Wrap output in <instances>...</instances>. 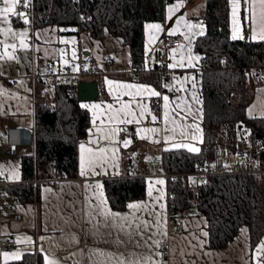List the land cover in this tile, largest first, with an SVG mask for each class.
I'll list each match as a JSON object with an SVG mask.
<instances>
[{
    "label": "crops",
    "instance_id": "0c3cea01",
    "mask_svg": "<svg viewBox=\"0 0 264 264\" xmlns=\"http://www.w3.org/2000/svg\"><path fill=\"white\" fill-rule=\"evenodd\" d=\"M32 2V0H31ZM177 3V0H170L163 4L162 18L149 20L144 23V66L151 65L158 54L160 43L167 38H179L181 42L177 46L168 43L167 63H175L181 56L187 57L189 51L192 56H200L194 49V41L199 36L196 34L199 29H188L185 21L192 24H201L205 31V22L202 18L205 0H185L184 6L175 11L172 18H168V9ZM228 23L229 35L232 36V8L228 0ZM2 6V3L0 4ZM248 4L241 0L238 8V20L241 28L239 35L245 40H264V6L258 0H253L252 7L256 14V21L250 24L245 17ZM17 12H24L29 23L25 24L18 16H10L9 23L0 27L11 28L16 32L27 30V49L19 47V39H13L0 34V40L6 43H16L14 51L15 59L0 60V134H3V141L10 132L14 141L18 143L19 149L15 155L0 153V170L4 172L5 184H17L23 182L21 169V158L23 154L34 153V143L28 142V131L34 127V107L36 96H45L51 90H45L40 82L34 84L32 89L29 83V75L33 70L43 72L45 65L52 63L55 68L68 63L84 61L87 64L99 67L104 73L99 76H86L83 81L96 80L99 87V96L87 103L100 104V109H88L90 113V126L92 128L93 111L97 115V123L100 118H105L107 105L118 108L120 102L132 100L133 97L122 94L127 90H117L113 87L110 94L109 86L105 78L111 81H118L128 84L148 85L167 95L170 100V109L175 108L172 116L175 118V125H165L163 120V100L158 97H144V102L151 109V115L158 119L153 121L151 116L141 119L139 124H118L114 127L124 129L119 131L114 140L101 141L99 145L90 144V134L82 138L78 143V174L74 178H64L59 186H54L46 181L51 178L55 170L51 165H42L38 177L32 179L34 185L39 184L40 202H17L10 198L9 204L1 202L3 197L0 193V261H5L3 253H18L20 257L26 252H39L49 260H55L58 264H117V261H136L137 264H264V249L260 245L264 242V234L254 245L250 242L249 227L241 225L237 235L228 242L225 247L212 248L208 241L207 218L198 213H189L182 217L172 218L168 204V179L161 170L155 171L150 166L153 157H162V152L171 149L172 143H191L201 148L202 142L184 140L181 136L182 126L198 124L202 129L203 140V95L200 85V72L196 68L184 67L175 68L171 75L159 77L154 72H144L134 78L125 76V72L132 67L129 47L123 44L121 38L108 32L101 39L92 37L89 32L79 30L74 25L48 24L34 26L32 21L31 4L29 7H17ZM184 17V20H180ZM148 24H160L162 31L146 28ZM170 30H176L175 35H169ZM185 36L188 39H185ZM255 37V38H253ZM240 39V38H238ZM184 45L183 48L180 46ZM172 49H178L173 53ZM4 49L0 46V52ZM8 51H13L11 48ZM75 52V58H73ZM172 57H175L173 59ZM187 64V60L184 61ZM67 63V64H68ZM173 77L176 79L174 80ZM195 78V86L193 79ZM255 79L251 83H255ZM165 84L174 86L171 90L164 87ZM178 94L173 90L181 89ZM251 99L246 108L248 117H264V81L257 83L251 89ZM193 93L199 96L201 104L193 100ZM120 96V101L116 97ZM180 97V100L176 98ZM136 99H140L136 97ZM187 101L191 105L193 113L197 109L202 111L195 117L187 115L182 108H176V104ZM156 106V109H155ZM135 107V105H134ZM139 110L137 109V112ZM186 117V118H185ZM167 127L168 131H165ZM175 127V133L171 129ZM156 128L158 133H141L146 139H140L137 135L138 129ZM189 135L191 129H185ZM95 132V129H93ZM166 136H173L174 139L166 141ZM131 140L123 155V141ZM153 141H159L155 143ZM85 145V156L89 147H105L111 150L118 149L113 158L111 152L103 163V167L97 165L93 175L90 171L87 176H81L80 171V144ZM134 145V146H133ZM135 145L137 147H135ZM131 148V150L129 149ZM129 149V150H128ZM186 149V148H185ZM134 162L136 168L134 175L145 178L146 193L143 198L135 199L127 203L143 202L144 208L140 210L112 209L109 206L105 195L103 179L106 177L125 176L131 174L130 163ZM13 173L19 179L8 177ZM163 180V185H155L159 191H154L153 196L147 195L149 182ZM100 185L99 189L89 186ZM103 193L107 202V208L113 213H119L127 219H109L106 226L103 218L98 215L97 205L100 201L97 194ZM123 226V230H121ZM244 230V231H242ZM43 237V239H41ZM29 238L30 241L29 242ZM122 241L118 243L117 241ZM162 243L164 245H162ZM43 248V252L41 249ZM99 253H103L101 256ZM111 254V255H109Z\"/></svg>",
    "mask_w": 264,
    "mask_h": 264
},
{
    "label": "trees",
    "instance_id": "16d2710c",
    "mask_svg": "<svg viewBox=\"0 0 264 264\" xmlns=\"http://www.w3.org/2000/svg\"><path fill=\"white\" fill-rule=\"evenodd\" d=\"M170 0H32L34 26L74 25L97 39L106 32L121 38L131 54L133 67L144 66V23L161 19L163 4ZM228 0H205L202 18L204 35L194 41L200 54V85L203 95V140L200 151L171 148L162 152V170L190 173L195 162L221 146L226 154L239 149L244 154L255 142L264 143V117H248L252 76L248 70L264 66V40H233L229 35ZM86 15L88 18H82ZM76 83L54 85L45 96H36L34 107V153L23 154V182L1 187L17 202H40L38 177L42 165H54L65 178L78 174V143L90 126L89 110L80 107ZM240 127V128H239ZM134 146V145H133ZM138 146V145H137ZM135 145V147H137ZM131 150V148H129ZM128 149V150H129ZM126 147H122L123 155ZM168 204L172 218L190 213L189 199H197V213L207 218L208 241L212 248L225 247L241 225L249 227L254 245L264 234V175H210L196 191L193 177L168 178ZM103 186L109 206L124 209L129 201L145 196L146 182L140 175L106 177ZM0 264H43L39 252H26L18 260Z\"/></svg>",
    "mask_w": 264,
    "mask_h": 264
},
{
    "label": "snow or ice",
    "instance_id": "6c2138e0",
    "mask_svg": "<svg viewBox=\"0 0 264 264\" xmlns=\"http://www.w3.org/2000/svg\"><path fill=\"white\" fill-rule=\"evenodd\" d=\"M259 4L264 6V0H258ZM0 3H2V6H0V25L9 23V17L10 16H18L20 17L25 24H28L30 21L27 17V15L24 12H17V7H24L27 8L31 4V0H0ZM185 3V0H177V3L170 6L168 9V18L171 19L172 15L175 11L179 10V8L183 7ZM229 3L232 8V36L231 38L233 40L235 39H243V36L239 35V29L241 28L240 21L238 20V8L241 5V0H229ZM245 4H248L249 7L245 10L248 15L245 17L246 20L249 21L250 24L255 23L256 21V14L254 11V8L252 7L253 5V0H244ZM180 20H184V17H180ZM185 27L188 29H199V31L196 33L198 35H204L203 31V26L201 24H192L191 22L185 21ZM146 28H151L155 29L157 31H162V26L160 24H148L146 25ZM176 30H170L169 35H175ZM0 34H2L5 37H8L9 35L12 36L13 39H19V47L22 49H27L29 45L26 42V38L28 36L27 30L23 32H16L14 31L11 26L7 28L0 27ZM255 38V37H253ZM264 39V36L261 37ZM185 39H188L187 36H185ZM0 46L4 49L3 52H0V60L5 59V57L9 60L15 59L14 56V51L17 48L16 43L8 44L6 43L5 40H0ZM181 48L184 47V45L180 46ZM11 48L13 51H8V49ZM173 53L178 51V49H172L171 50ZM73 58H75V52H73ZM175 59V57H172ZM201 57L200 56H192L190 51L189 55L187 57L181 56L180 60L171 63L168 65L169 68L175 69V68H184V67H190V68H196L198 62L200 61ZM185 60H187V64H185ZM65 64L68 63L67 60L64 61ZM145 69L147 70V63L145 65ZM79 67H73L72 71L77 72L79 71ZM175 80L176 78L173 77ZM193 79V86H195V78ZM105 83L109 86V92L111 94L113 87L117 90H127L124 91L122 94L129 95L133 97L132 100L129 101H123L120 102V106L118 108H113V105L108 104L107 109L105 111V118H100L99 124L97 123V115L96 112L93 111V117H92V128L88 129V132L90 134V144H96L99 145L100 142L103 141H112L114 140V137L119 131H123L124 129H120L117 127H114V125L118 124H132L136 123L139 124L141 119L146 118L147 116H151V119L153 121H156L158 118L154 115H151V109L148 107L147 103L144 102V97L147 96L148 98L151 97H158L162 98L163 100V120L165 122V125L172 123L175 125L176 121L175 118L172 116V113L175 112V108L170 109V100L167 95H162L159 91H156L154 88L148 85H136V84H128V83H122L118 81H111L105 78ZM165 88L171 90L172 87L168 84L164 85ZM181 89H177V91H181ZM0 94H3V90L0 89ZM136 97H139L140 99H136ZM117 101H120V96L116 97ZM177 100H180V97L176 98ZM193 100L195 101L196 104H201L202 101L200 100L199 96L195 95L193 93ZM135 105V107H134ZM81 108L83 109H100L102 106L100 104H92L89 105L87 103H83L80 105ZM176 108H182L183 110L186 111L187 115H192L196 116L198 115L202 109H197L196 113H193L192 107L190 104L187 103L185 100L183 103L176 104ZM137 109L139 110L137 112ZM186 118V117H185ZM95 129V132L93 131ZM185 129H191L192 134L189 135L188 132ZM160 129L156 128H149V129H138L137 130V135L139 136L140 139H146L147 137L145 135H141V133H158ZM165 131H168L167 127L165 128ZM173 133H175V127L171 129ZM197 133L202 134V129L199 127L198 124H191V125H186L182 126L181 129V136L183 137L184 140H190V141H199L202 142V136H198ZM3 134H0L2 136ZM173 136H166L165 140L166 141H171L173 140ZM155 143H159V141H153ZM131 144L130 139H126L123 141V146L127 147ZM173 148H186L190 152H196L198 153L200 149L198 147H195L191 143H172ZM80 149H81V155H80V174L81 176H87L89 172L91 171L93 175H96L98 173L95 172V167L97 165H100L103 167V163L106 162V158L109 156V152H111V156L114 158L118 152V149L113 147L111 150L105 147H96L92 148L89 147L87 149V157L85 156V145L84 143L80 144ZM4 172L0 170V176H3ZM9 179L15 178L19 179V176L15 173H13L12 176L8 177ZM194 182V181H193ZM165 182L163 180H156L154 182H149V188L147 195L149 197L153 196L154 191H159V189L155 188V185H163ZM89 187H94L99 189L101 186L100 185H95V186H89ZM97 199L100 201V203L97 205L98 209V215L103 218V222L105 223L106 226L111 227L110 224H108L109 219H127V217H121L119 213H113L111 212L110 209L107 208V202L103 198V193L99 192L97 194ZM129 209L133 210H140L145 207L143 202L140 203H130L127 205ZM123 230V226L121 228ZM244 231V230H242ZM43 239V237H41ZM29 242L30 238H29ZM118 243H122V241H117ZM260 249H264V242L261 243ZM43 252V248L41 249ZM99 255L103 256V253H99ZM111 255V254H109ZM5 261L9 259H20V254L18 253H12L9 254L7 252L3 253ZM45 259V264H58L57 261L55 260H49L47 256L44 257ZM103 264V262H101ZM117 264H137L136 261H117Z\"/></svg>",
    "mask_w": 264,
    "mask_h": 264
},
{
    "label": "built area",
    "instance_id": "2783aa9c",
    "mask_svg": "<svg viewBox=\"0 0 264 264\" xmlns=\"http://www.w3.org/2000/svg\"><path fill=\"white\" fill-rule=\"evenodd\" d=\"M78 1V0H77ZM1 4V3H0ZM32 9V2H31ZM82 18H88L86 15H82ZM181 40L179 38H167L163 40L158 47V54L153 61V63L147 66V70L145 66L143 67H131V69L127 70L124 74L128 78H134L137 75L144 72H154L159 77H163L165 75H171L174 72V69L168 67L167 63V50L168 43L172 46H177ZM79 67V71L73 72V67ZM206 67V64L199 65L198 71L201 72L202 69ZM104 72L94 65H90L85 63L84 61H79L77 63H68L60 68H55L52 63H48L45 65L43 72H38L33 70L29 75V83L31 88H34V84L36 82H40L45 90H51L54 85L58 84H74L80 81L82 78L86 76H99ZM248 75L252 76V79L257 81L264 80V66H253L248 70ZM174 94H178L177 90H173ZM156 109V106H155ZM28 142L34 143V127L32 131H28ZM4 138L0 136V153H6L8 155H15L18 152L19 146L16 141L11 136L9 132L7 137ZM150 166L155 170H162V162L161 157H153L150 160ZM55 170V166L52 165ZM136 165L134 162L130 163L131 174H134V170ZM163 172L165 177H169L172 175L176 177L178 175H188L193 177L192 187L196 191L199 185H204L207 181V178L210 175H223V174H240L247 173L253 174L257 176L264 175V143L257 141L251 147H248L244 154H241L239 149L233 154H226L221 146H216L213 151L204 156L200 157L194 166V170L190 173H173L169 174L165 171ZM64 176H61L56 172L51 178L46 179L47 182L54 186H59L61 181L64 179ZM3 179L0 177V192L1 187L4 185ZM10 198H14L13 195H10ZM190 203V212L197 213V199L192 197L189 199ZM162 245H164L162 243Z\"/></svg>",
    "mask_w": 264,
    "mask_h": 264
},
{
    "label": "water",
    "instance_id": "95a60500",
    "mask_svg": "<svg viewBox=\"0 0 264 264\" xmlns=\"http://www.w3.org/2000/svg\"><path fill=\"white\" fill-rule=\"evenodd\" d=\"M99 93L100 91L96 80H80L76 84V98L79 102L95 100L98 98Z\"/></svg>",
    "mask_w": 264,
    "mask_h": 264
},
{
    "label": "rangeland",
    "instance_id": "374dc122",
    "mask_svg": "<svg viewBox=\"0 0 264 264\" xmlns=\"http://www.w3.org/2000/svg\"><path fill=\"white\" fill-rule=\"evenodd\" d=\"M162 171V170H161Z\"/></svg>",
    "mask_w": 264,
    "mask_h": 264
}]
</instances>
